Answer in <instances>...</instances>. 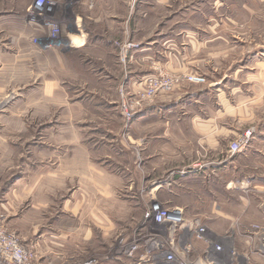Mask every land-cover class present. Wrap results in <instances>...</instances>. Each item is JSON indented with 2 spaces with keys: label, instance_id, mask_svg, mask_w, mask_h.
<instances>
[{
  "label": "rangeland",
  "instance_id": "1",
  "mask_svg": "<svg viewBox=\"0 0 264 264\" xmlns=\"http://www.w3.org/2000/svg\"><path fill=\"white\" fill-rule=\"evenodd\" d=\"M36 1L40 0H0V9L11 4L24 6L23 11L27 7L23 15L30 21ZM47 1L57 7L46 12L52 19L51 27L44 28L47 33L32 34L30 45L12 44L14 52L28 54L19 61L23 60L30 74L7 82L0 89V138L8 144L6 147L13 149L12 165H0V245L5 244L1 238L14 240L23 252L26 264H148L143 260V253L148 246L145 240L149 237L148 219L153 201L168 210L183 209L185 221L192 222L199 221L202 213L210 212L212 204H197L178 192L173 183L165 181L172 174L175 177L174 171L188 164H182L181 151L173 150L170 138L150 135L149 127L143 124L141 129L136 126L135 131L134 121L156 103V97L170 96L185 84L205 85L206 78L195 70L172 75L158 69L157 74L143 76L135 91L127 90L129 88L123 82L125 77L120 72L128 67L129 53L139 49V46L131 48L125 51L126 54L122 51L127 45L137 46L135 41L127 38V33L131 36L134 31L132 23L136 13H133L123 34L116 33L110 38L112 47L116 48L112 61L109 60L112 67L99 69V72H94V67L90 75L80 71L77 75L62 74L63 80L58 83L60 89L53 92L48 82L55 76L52 73L40 75L42 69L49 71L52 53L45 52V62L40 65V53L37 54L40 43L36 41L44 48L55 46L56 42L63 45L65 37L60 34V25L68 26L74 16L82 15L83 9L92 11L100 3L88 9L78 0ZM172 1L165 4L168 8L154 4L151 9L142 11L148 13L141 23L151 32L148 35L163 31L167 26L165 22L173 18L178 11L176 8L184 3V0ZM218 1L221 3L215 2V11L211 8L213 2H206L203 14L205 20L224 22L215 32L235 39L236 55L233 52L222 60L221 67H227L232 58L247 52L248 47L264 42V3L258 0ZM125 3L129 4V0ZM123 13L120 16L127 18L129 8ZM180 14L182 18L196 19V15ZM30 24L39 28V24ZM163 26L165 28L161 29ZM117 27L121 29L123 24L119 23ZM5 30L7 32L8 28ZM10 31L14 40L18 36L17 29ZM46 34L52 42L47 40ZM6 39L9 37L0 34L2 45ZM31 47L36 51L32 52ZM19 61L14 64H20ZM193 78L201 81L197 83ZM156 85L159 89L154 91ZM165 85L168 88H164ZM125 112L134 113L131 121ZM247 131L254 135L252 128L244 130L228 143L227 153L229 146ZM158 136L161 138L156 140ZM74 158L77 165L70 162ZM21 159L29 165H21ZM29 167L39 169L38 177L34 171L26 173ZM18 173L32 179H28L31 184L33 179L40 178L33 182L37 186L9 187L10 179ZM159 184L163 188L155 190ZM250 198L261 205L262 218L254 214L256 218L249 222L243 219L218 222L222 231L217 234L212 233L214 227L208 220L201 219L199 222L206 230L207 242L190 235V230L184 237L181 233L160 232L157 240L178 259L183 258L186 264H203L205 256L214 264H235L236 257V264H249L250 261L255 264V260L258 264L260 259L264 261V238L260 239L264 229V194H253ZM231 206L236 210L239 205ZM84 217H87L85 223L91 237L86 241L84 235L76 241L75 229L69 230L70 221L78 223ZM40 231L47 232L45 243L29 245ZM84 233L83 230L80 234ZM133 245L137 249L131 252ZM246 254L249 263L243 258ZM0 264H6L1 253Z\"/></svg>",
  "mask_w": 264,
  "mask_h": 264
},
{
  "label": "crops",
  "instance_id": "2",
  "mask_svg": "<svg viewBox=\"0 0 264 264\" xmlns=\"http://www.w3.org/2000/svg\"><path fill=\"white\" fill-rule=\"evenodd\" d=\"M258 1L264 3V0ZM170 2L173 1L140 0L136 8L130 9L125 0H104L92 11L83 9L82 15L74 16L68 26L63 23L60 25V34L65 37L63 45L56 42L55 46L50 43L52 47L44 48L40 41H36L37 44L40 43V52H37L40 53V65L45 62L44 53H52L49 71L42 69L40 75L48 76L52 73L55 76L48 82V86H52V91L56 92L58 83L63 80L60 77L62 74L77 75V71H80L90 75L94 67V72L112 67L113 49L116 48L112 47L110 38L116 33L123 34L126 22L129 25L130 17L136 13L133 15V34L130 36V33H127V38L135 41L139 49L129 53L128 67L120 72L125 77L123 82L127 84V90L135 91L143 76L157 74L158 69L172 75H183L195 70L206 78L205 85L185 84L170 96L156 97V103L139 115L133 128L136 131V126L141 129L142 124L146 125L151 131L150 135H164L166 140L170 138L173 150L181 151L180 161L188 165L174 171L177 175L173 177L172 174L166 177L165 181L173 183L178 192L197 204H212L211 211L202 213V217L198 218L208 220L214 227V230H209L217 234L216 232L222 231V225L219 226L222 221L243 219L249 222L256 218L254 214H259L261 218L263 215L259 202L253 201L250 196L264 194V42L257 46L251 45L247 52L238 58H232L227 67H221L225 57L229 58L233 52V55H236L235 39L219 34V31L216 33L214 30L224 22L205 20L203 14L206 2H213L211 8L214 11L217 8L215 2H221L184 0L182 6L176 8L178 11L173 18H168L165 22L166 28L161 27L165 28L163 31L148 35L151 32L145 30L141 24L148 13L142 11L151 9L154 4H162L168 8L165 4ZM22 8L24 6L11 4L0 9V34L9 37L5 44L0 43V89L5 83L17 81L19 77L30 74L23 60L19 61L28 54L18 50L14 52L12 44L20 42L30 45L32 34L47 33L45 27L32 26L27 16L23 15L28 8L24 11ZM127 8L130 14L127 18L121 17L123 10ZM180 13L196 15V19L179 17ZM119 23L123 24L121 29L117 27ZM5 28L9 31L6 32ZM13 28L17 29L16 34L20 35V40L18 36L12 39L10 30ZM47 40L52 42L48 35ZM31 50L36 51L33 47ZM16 60L20 64H14ZM19 87L23 89L22 86ZM249 128L254 130L251 145L244 152L229 157L228 143ZM160 138L158 136L156 140ZM4 142L0 138V156H4V159H0V165H12V146L6 147L8 144ZM70 162L77 165L76 158ZM20 164L29 165L23 159ZM28 171L36 172L37 177L40 172L34 167L27 169L26 173L30 174ZM20 175L18 173L10 179L9 187L32 188L37 186L33 183L35 179H40H33L31 184L24 173L23 176ZM161 188L163 187L159 184L155 190ZM234 203L239 205L236 210L231 206ZM75 212L76 209L74 214ZM86 218H81V221L74 224L70 221L69 230L75 229L76 241L77 237L81 240L84 235L86 241L91 237L85 223ZM78 230H84L85 233H77ZM46 233L40 231L29 245L44 244ZM69 233L70 239H73V234ZM212 249L216 250L214 246ZM246 256L247 254L243 255V258L249 263ZM237 259L236 257L234 260L235 264ZM256 262L253 261L255 264ZM263 262L260 259L258 264H264ZM249 264H252L251 261Z\"/></svg>",
  "mask_w": 264,
  "mask_h": 264
},
{
  "label": "built area",
  "instance_id": "3",
  "mask_svg": "<svg viewBox=\"0 0 264 264\" xmlns=\"http://www.w3.org/2000/svg\"><path fill=\"white\" fill-rule=\"evenodd\" d=\"M80 1L86 8L92 9L96 4L103 2L104 0H78ZM140 2V0H129V8L134 9V7ZM55 5L49 3L47 0H40L39 2H35L32 6V15L30 17V23H36L33 21L32 18L39 21V27H51L52 25V19L50 17H47L48 15L46 12L54 10ZM47 17V18H46ZM118 45V44H117ZM116 45V46H117ZM120 46V45H118ZM122 51H124V54H126L125 51L130 50L131 48H137L135 45H127L122 47ZM195 82H200L201 79L199 78H193L192 79ZM164 88H168L166 85ZM156 91L159 89V87L156 85L154 88ZM126 116L128 117V120L131 121L133 118L134 113H128L125 112ZM252 131H247L243 135H241L238 140L233 142L229 148H228V155L229 157H233L235 155H238L242 152H244L250 145L253 135ZM151 207V215L149 216V237L145 240V243L148 245L145 249L144 258L143 260H146L148 264H186L183 261V258L176 257L171 251L168 249H165L163 245L160 244L159 240H157L158 235H160V232L166 234V233H181L180 236L184 235H190L194 234L197 230V227L199 226L198 223H200L198 220L191 221H185L184 219V211L180 208H172L171 210H168L164 208L161 204L156 203V201H153ZM148 218V215L146 216V219ZM198 222V223H197ZM201 225V224H200ZM189 226V228L187 227ZM200 231L204 230V227L201 225ZM190 230V231H189ZM194 230V231H193ZM189 231V232H188ZM193 231V233H192ZM264 229L261 231V235L263 239L264 238ZM197 236V238L200 239L198 234H194ZM0 233V237H1ZM5 241L4 245H0V253L4 257V260L6 261V264H26V258L24 257V254L18 247L16 246V242L12 239L6 240L4 238H1ZM134 246V247H133ZM132 251L137 249V246L133 245ZM14 248H17L14 250ZM129 252V253H131ZM17 253L20 254L18 262H16V256ZM132 255V254H131ZM30 256V255H29ZM159 257L160 259H158ZM156 258V259H155Z\"/></svg>",
  "mask_w": 264,
  "mask_h": 264
},
{
  "label": "bare ground",
  "instance_id": "4",
  "mask_svg": "<svg viewBox=\"0 0 264 264\" xmlns=\"http://www.w3.org/2000/svg\"><path fill=\"white\" fill-rule=\"evenodd\" d=\"M33 21L34 22H36V24H38V23H40L39 21H37L36 19H33ZM188 221H190V220H188ZM198 223V222H197ZM199 224V223H198ZM188 228H189V226H187ZM199 227H201V225L199 224V226L197 227V230H196V232L194 233V234H198V236L200 237V239L202 240H204L205 242H207V239L205 238L206 237V230L204 229L203 231H200V229L201 228H199ZM184 237V236H183ZM17 248H14V250H16ZM215 253L217 252H219L218 250H217V248L215 247ZM19 256H20V254H18L17 253V256H16V259L15 260H17V259H19ZM158 259H160L159 257H157ZM156 259V258H155ZM16 262H18V260L16 261ZM203 262V264H214V261L213 260H209V258H208V256H205V258H204V260L202 261ZM212 262V263H211ZM216 263V262H215Z\"/></svg>",
  "mask_w": 264,
  "mask_h": 264
},
{
  "label": "flooded vegetation",
  "instance_id": "5",
  "mask_svg": "<svg viewBox=\"0 0 264 264\" xmlns=\"http://www.w3.org/2000/svg\"><path fill=\"white\" fill-rule=\"evenodd\" d=\"M56 10V9H55Z\"/></svg>",
  "mask_w": 264,
  "mask_h": 264
}]
</instances>
